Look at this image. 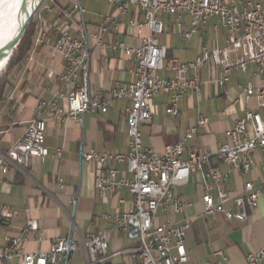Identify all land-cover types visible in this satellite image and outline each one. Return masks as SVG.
I'll return each instance as SVG.
<instances>
[{
	"label": "crops",
	"instance_id": "0c3cea01",
	"mask_svg": "<svg viewBox=\"0 0 264 264\" xmlns=\"http://www.w3.org/2000/svg\"><path fill=\"white\" fill-rule=\"evenodd\" d=\"M73 1L58 0L65 6ZM80 2L86 9L83 19L91 47L88 70L91 92L109 91L115 86L129 83L134 79V57L106 45L124 42L135 47L142 44V38L135 35L134 28L127 24V18L122 19L124 25L120 30L112 26L111 33L102 36V44H98L91 35L92 30L103 23L106 14L114 11L113 6L108 0ZM95 5H98V11L91 9ZM135 12L134 8L131 9V15ZM35 14L33 48L23 65L8 75L0 100V152L6 153L21 138L28 123L39 114L47 119L46 145L50 154L45 159L30 158L29 167L25 170L11 166L0 176V207L10 206L17 211L10 222L0 219V246L8 244L11 238H17L21 240L25 251H47L57 237L80 234L86 239L90 233L107 230L109 254L100 264H130L134 256L129 250L135 246V241L113 228V219L105 220L102 215L109 213L113 216L130 209L134 196L126 188L101 194L97 179L104 168L97 161H85L83 153L91 149L113 154L127 151V118L131 101L119 99L105 113L88 112L82 122L71 116L58 119L56 114L66 109L62 95L70 90L61 80L66 61L53 47L56 34L51 27L60 17L43 7L38 8ZM163 15L159 16L164 22L160 41L167 46L169 59L194 61L202 46L212 51L227 43L228 33L218 16L211 18L190 39L185 40L179 23L190 29L191 16L183 15L178 20L174 15H166L165 18ZM140 18H144L142 12ZM144 33L148 34V31ZM230 59L235 62L237 55L232 53ZM49 70H54L55 76L49 77ZM254 73V64H249L246 72L233 66L228 81L221 86L219 79L224 75V68L209 61L199 71L201 89L185 94L177 117L166 112L169 94L160 93L152 99L153 116L140 127L144 143L162 153L167 145L179 141L201 117H207L210 122L198 127L185 156L192 147L217 151L226 140L225 131L235 126L247 107L257 109L255 98L248 103L243 101L247 84L259 83ZM162 74L170 76L171 72ZM55 99L57 105H53ZM58 150L61 151L60 157L56 156ZM263 161L264 152L259 150L255 154L254 166L244 174L230 163L216 157L212 159V163L228 175L226 187L232 193H242L247 182L263 187ZM115 166L118 169L117 178L126 174V163L118 162ZM206 180L203 172H197L191 174L188 183L178 187L179 194L193 205L178 214L176 220L182 221L186 216L196 217L186 235L189 261L184 264L216 262L218 258L214 252L219 249L228 255V264H247L249 253L264 246V191L259 196L257 207L249 209V217L245 221L228 219L223 214L208 216L201 213ZM212 193L216 194L215 191ZM31 219L37 221V230L28 227ZM84 262V251L78 249L69 264ZM0 264L20 263L17 258H13L9 261L0 260ZM260 264H264V261Z\"/></svg>",
	"mask_w": 264,
	"mask_h": 264
},
{
	"label": "built area",
	"instance_id": "2783aa9c",
	"mask_svg": "<svg viewBox=\"0 0 264 264\" xmlns=\"http://www.w3.org/2000/svg\"><path fill=\"white\" fill-rule=\"evenodd\" d=\"M108 1L114 11L106 14L103 23L94 27L91 33L98 44H102V36L111 33L112 26L120 30L124 25L122 19L127 18V24L134 28L136 36L142 38V44L135 47L124 42L106 45L134 57V79L109 91L99 90L97 93L91 92L89 84L91 47L83 19L85 7L80 0L73 1L69 6L60 4L58 0H42L39 6L49 12H56L60 17L51 27L56 34L53 47L66 61L61 80L70 90L62 95L66 109L58 112L56 117L63 119L71 116L82 122L88 112L105 113L115 101L130 99L127 151L113 154L91 149L83 153L85 161H97L104 168L97 179L101 194L126 188L134 196L130 209L113 216L104 213L102 218L113 219V228L135 241V246L129 250L134 256L130 264H184L189 261L186 235L196 217L186 216L182 221L176 220L178 214L193 205L177 189L188 183L191 174L203 172L207 179L201 198V213L208 216L223 214L228 219L245 221L249 217V209L257 207L259 196L264 191V185L262 187L247 182L242 193L230 192L226 187L228 175L212 163L216 157L245 174L254 166L256 152H264V0ZM133 8L136 12L131 15ZM141 12L143 19L140 18ZM161 14L174 15L178 20L183 15L191 16L190 29L179 23L185 40L190 39L211 18L218 16L228 33L227 43L212 51L202 46L194 61L169 59L168 48L160 41L164 32V22L159 18ZM146 30L148 34L144 33ZM232 53L237 55L235 62L230 59ZM209 61L224 68V75L219 79L221 86L228 81L231 67L246 72L249 64H254V75L259 83L247 84L243 101L248 103L255 98L257 109L247 107L235 126L225 131L226 140L217 151L192 147L185 156L187 146L194 139L198 127L210 122L207 117H201L179 141L167 145L162 153L147 146L140 127L153 116L152 99L160 93L169 94L166 112L177 117L185 94L201 89L199 71ZM163 72H171V75L164 76ZM55 74L54 70L48 71L49 77ZM56 101H53V105H57ZM46 131L47 119L36 115L26 126L21 138L6 153L0 152V176L10 170L11 166L19 170L27 169L32 157H48L50 150L46 145ZM56 156H61L60 150ZM118 162L127 164L126 174L119 178L115 166ZM16 214L13 207H0L2 221L10 222ZM28 227L33 230L39 228L37 221L32 219L28 221ZM78 249L84 251V264L103 262L109 254L108 231L90 233L86 239L80 234L57 237L49 250L35 252L25 251L21 240L11 238L8 244L0 246V260L17 258L20 264H69ZM214 255L217 261L208 264L229 263L224 250L219 249ZM263 261L264 246L249 253L247 257V264H260Z\"/></svg>",
	"mask_w": 264,
	"mask_h": 264
},
{
	"label": "bare ground",
	"instance_id": "6f19581e",
	"mask_svg": "<svg viewBox=\"0 0 264 264\" xmlns=\"http://www.w3.org/2000/svg\"><path fill=\"white\" fill-rule=\"evenodd\" d=\"M27 1L29 5H32L33 2L36 4L41 0ZM24 14L23 0H0V47L5 45L18 31ZM7 63L5 64L4 60L0 62V73Z\"/></svg>",
	"mask_w": 264,
	"mask_h": 264
},
{
	"label": "trees",
	"instance_id": "16d2710c",
	"mask_svg": "<svg viewBox=\"0 0 264 264\" xmlns=\"http://www.w3.org/2000/svg\"><path fill=\"white\" fill-rule=\"evenodd\" d=\"M35 29H36V14L30 19L25 33L21 39V41L18 44V49L15 51V53L12 54L11 58L9 59L6 67V71L4 74L0 75V100L3 97V92H4V86L6 82L8 81V75L10 72L17 67H21L23 63L26 61L27 57L29 56V52L33 48V36L35 34ZM101 263V262H100ZM96 263V264H100Z\"/></svg>",
	"mask_w": 264,
	"mask_h": 264
},
{
	"label": "water",
	"instance_id": "95a60500",
	"mask_svg": "<svg viewBox=\"0 0 264 264\" xmlns=\"http://www.w3.org/2000/svg\"><path fill=\"white\" fill-rule=\"evenodd\" d=\"M42 0L39 3H34L31 5L28 4L27 0H23V7H24V17L22 20V23L18 29V31L15 33V35L2 47H0V62L4 60L5 64L8 62V60L11 58L14 49L18 46L19 42L21 41L26 27L30 21V19L34 16L36 11L38 10Z\"/></svg>",
	"mask_w": 264,
	"mask_h": 264
},
{
	"label": "rangeland",
	"instance_id": "374dc122",
	"mask_svg": "<svg viewBox=\"0 0 264 264\" xmlns=\"http://www.w3.org/2000/svg\"><path fill=\"white\" fill-rule=\"evenodd\" d=\"M95 1H96V0H95ZM97 6H98V5H97ZM97 6L95 5V6L92 7L91 9H93V10H95V11H98L97 8H96ZM36 12H37V11H36ZM161 15H162V14H161ZM166 15H167V14H164V15H163V18H165ZM17 49H18V46L14 49V52H13V53H15V51H17ZM7 67H8V66H7ZM7 67H5V68L1 71L0 75L5 73ZM177 191H178V189H177Z\"/></svg>",
	"mask_w": 264,
	"mask_h": 264
}]
</instances>
